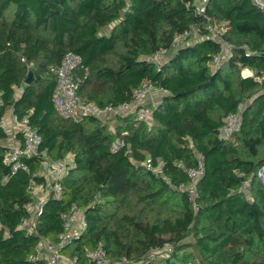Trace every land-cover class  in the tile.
<instances>
[{"label": "trees", "instance_id": "1", "mask_svg": "<svg viewBox=\"0 0 264 264\" xmlns=\"http://www.w3.org/2000/svg\"><path fill=\"white\" fill-rule=\"evenodd\" d=\"M68 52L81 57L78 94L98 109L132 102L144 82L159 89L151 121L59 115L56 69ZM0 97V141L9 108L42 138L39 155L23 159L29 170L5 163L0 144V264H36L30 255L41 238L59 239L73 205L86 227L61 252L77 264H93L87 254L99 248L112 264H264V7L255 0H208L205 12L198 0H0ZM229 114L240 122L227 133ZM68 156L62 195L44 201L30 231L22 224L42 160ZM201 160L192 199L188 169Z\"/></svg>", "mask_w": 264, "mask_h": 264}, {"label": "built area", "instance_id": "2", "mask_svg": "<svg viewBox=\"0 0 264 264\" xmlns=\"http://www.w3.org/2000/svg\"><path fill=\"white\" fill-rule=\"evenodd\" d=\"M255 1L259 6L264 7V0ZM207 2L208 0H198V7L201 12H205V4ZM190 35L189 31L176 35L174 39L175 46L178 47L187 42ZM164 54L165 51H160L150 56V58L159 60ZM220 58L221 55L217 56L216 62H219ZM80 63L81 57L79 55L68 52L64 56L59 68L56 69L57 85L53 101L59 115L64 118L77 120L89 114L102 117L134 113L139 120L151 121L153 109L148 105L153 103L154 97H158L157 95L161 92L159 89L148 82H144L135 91L132 102L123 103L118 106L109 105L104 109H98L93 103L85 100L78 94L81 80L74 75V71ZM246 74H252V71ZM2 104L3 102L0 97V106ZM239 122V114H229L226 118L225 131L227 133L232 132L238 127ZM1 126L9 133L7 139L0 141V144L7 147L4 156L5 163L10 164L14 171L20 167L29 170V166L23 162V159L39 155V147L42 141L41 136L30 124L27 117L20 119L11 108L2 117ZM120 145L121 141L119 139L116 140L114 149L119 148ZM71 161L72 156L61 160L44 157L41 162V169L38 172L43 177V182L33 184L34 199L26 204L31 215L29 219L23 222V227L33 231L38 212L41 210L44 201L49 197L57 198L62 195V179L67 174ZM203 172L204 163L202 160L197 168L188 169V173L192 178V183L188 186L192 199L196 197V183ZM259 177L264 184V167L259 171ZM6 179L5 177L4 181ZM63 219L64 232L60 235L59 239L54 241L49 238H41L35 251L30 255V258L36 261V264H77L74 259L65 257L61 249L86 227L84 210L77 205H73L68 212L63 214ZM87 255L93 264H112L101 248L94 252H89ZM121 264L131 263L128 260H124Z\"/></svg>", "mask_w": 264, "mask_h": 264}, {"label": "rangeland", "instance_id": "3", "mask_svg": "<svg viewBox=\"0 0 264 264\" xmlns=\"http://www.w3.org/2000/svg\"><path fill=\"white\" fill-rule=\"evenodd\" d=\"M249 72H250L249 70L245 71V73H249ZM158 99H159V97H154L152 102L155 103V102H157ZM102 118L104 120L108 121L112 127H114V125L116 123V120L114 119L115 118L114 116H102Z\"/></svg>", "mask_w": 264, "mask_h": 264}, {"label": "water", "instance_id": "4", "mask_svg": "<svg viewBox=\"0 0 264 264\" xmlns=\"http://www.w3.org/2000/svg\"><path fill=\"white\" fill-rule=\"evenodd\" d=\"M33 79H34V73H33V71H30V72H29V76H28V78L26 79V83H27V84H30V83L33 81Z\"/></svg>", "mask_w": 264, "mask_h": 264}, {"label": "crops", "instance_id": "5", "mask_svg": "<svg viewBox=\"0 0 264 264\" xmlns=\"http://www.w3.org/2000/svg\"><path fill=\"white\" fill-rule=\"evenodd\" d=\"M225 132V131H224Z\"/></svg>", "mask_w": 264, "mask_h": 264}]
</instances>
